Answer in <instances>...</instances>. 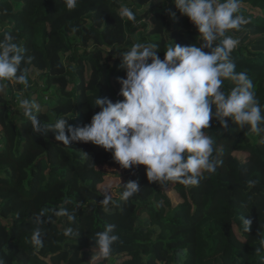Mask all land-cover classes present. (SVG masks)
<instances>
[{
  "label": "trees",
  "instance_id": "1",
  "mask_svg": "<svg viewBox=\"0 0 264 264\" xmlns=\"http://www.w3.org/2000/svg\"><path fill=\"white\" fill-rule=\"evenodd\" d=\"M149 2L78 0L70 11L63 0H0V39L5 32L16 37L32 57L23 67L38 73L33 86L3 81L0 88V258L6 264H264V249L256 251L264 238V133L241 129L230 118L224 129L213 118L205 132L214 141L212 159L222 161L216 171L202 172L195 186H161L148 181L146 166L125 169L102 146H67L51 131L35 133L23 114L20 101L28 99L40 105L34 114L42 123L65 118L82 127L100 111L97 96L124 99L118 78H126V69L119 55L132 45L154 44L161 59L174 44L200 46V33L187 16L175 7L171 18L162 5L139 11ZM124 4L135 7V22L120 17ZM241 4L264 11V0ZM241 4L238 14L249 23L226 35L240 41L232 59L236 71L253 81L264 114V16ZM234 86L225 80L223 91ZM39 144L52 148L62 163L43 161L37 179L19 181L21 162ZM112 174L122 181L110 196L99 186ZM249 180L257 183L250 187ZM129 181H138L141 190L125 201L123 184ZM61 209L74 219L55 215ZM242 216L253 220L250 232L243 230ZM107 225H115L118 240L104 259L94 240ZM68 228L72 234L66 236ZM36 229L43 236L39 247L31 239Z\"/></svg>",
  "mask_w": 264,
  "mask_h": 264
},
{
  "label": "clouds",
  "instance_id": "2",
  "mask_svg": "<svg viewBox=\"0 0 264 264\" xmlns=\"http://www.w3.org/2000/svg\"><path fill=\"white\" fill-rule=\"evenodd\" d=\"M68 10L77 7L78 0H63ZM175 7L196 26L202 43L197 46L174 44L169 46L161 59L157 46L135 43L130 50L121 53V67L126 69V78L119 77L123 100L113 102L107 97L97 96L95 107L100 109L91 122L76 127L69 119L58 118L54 123H42L37 115L40 105L23 99L20 107L23 114L39 135L55 133V139L69 146L73 142H91L112 152L114 159L125 169L146 166L147 179L161 186L168 182L195 186L202 172L214 173L222 161L212 159L214 141L205 130L215 118L224 129L231 121L244 129L246 126L257 135L264 133V114L255 93L253 81L246 72H237L232 52L240 41L226 35L229 30H239L249 23L238 14L241 0H174ZM175 18V12H169ZM119 15L135 22L134 12L122 7ZM217 41H219L217 43ZM209 49L210 51H205ZM26 49L16 42L10 32L0 39V88L3 81H14L27 87L28 69L31 63ZM149 61H151L149 63ZM225 80L234 87L228 94L223 91ZM215 105V113L212 106ZM255 180H249L254 186ZM122 199L140 192L138 181L123 184ZM109 196L102 203L107 204ZM57 216H74L61 209ZM243 230L250 232L253 220L241 217ZM115 225H107L96 233L94 246L102 258L107 259L118 240ZM72 234L66 229L64 235ZM32 242L43 245L40 229L34 230ZM259 253L264 249V238L260 241ZM0 264H6L0 258Z\"/></svg>",
  "mask_w": 264,
  "mask_h": 264
},
{
  "label": "rangeland",
  "instance_id": "3",
  "mask_svg": "<svg viewBox=\"0 0 264 264\" xmlns=\"http://www.w3.org/2000/svg\"><path fill=\"white\" fill-rule=\"evenodd\" d=\"M152 5L165 6L167 9H169V11L171 10V12H174V9H175V6L171 5L168 0H151V2H149L146 6H144L142 8H138V9H139V11H144L145 9H147L148 7H150ZM241 6L245 7L247 9V12H253L255 16H264V11H262V10L251 9L249 6H247L245 4L244 5L241 4ZM122 7H129L131 10L135 8L134 6L127 5V4H124ZM121 8H120V10H121ZM171 18H173V17L171 16ZM36 73L35 74L32 72L28 73L29 85L27 87H30L34 83V81L38 78V73L37 74ZM28 93L30 94L29 99H33L36 97V93H34V89H31ZM3 94L8 95V92L3 91ZM43 153L45 155H43ZM236 155L239 156L241 161H244L247 158V154H244V153L237 152ZM43 161H45V162L48 161L49 163H55L57 165L62 163L58 159L57 155L55 154V152L53 151L52 148L45 150L39 144V146H37L33 150H31L30 153L25 157L23 162H21V164H20L21 173H20L19 181H23V182L28 181L29 175L33 179H37L39 176V173H40L39 169H40ZM33 165L37 166V169L35 171H31ZM112 175L114 176V178L106 179L99 186V190L102 193L104 192L110 196H113L114 190L117 188L118 184L122 181V178L119 177L118 175H114V174H112ZM171 195H173V194H171ZM97 260L98 259H91V263H96ZM113 262H114L113 260L110 261V263H113Z\"/></svg>",
  "mask_w": 264,
  "mask_h": 264
}]
</instances>
